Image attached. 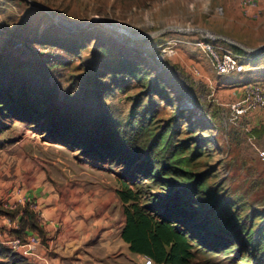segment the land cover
<instances>
[{
	"label": "rangeland",
	"instance_id": "rangeland-1",
	"mask_svg": "<svg viewBox=\"0 0 264 264\" xmlns=\"http://www.w3.org/2000/svg\"><path fill=\"white\" fill-rule=\"evenodd\" d=\"M34 1L49 7L54 15L27 0H0V54H11L16 60L0 75L6 82L15 76L17 62L31 61L32 83H40L42 72L48 71V82L56 88V102L66 104L71 101L67 91L72 86L85 88L80 78L94 63V56L101 59L102 51L92 54V43L89 52L77 57L70 52L72 46L66 45L69 52L36 43L26 47L20 39L51 40L56 36L49 31L52 28L102 34L113 57L141 63L145 72L163 81L167 96V100L158 95L148 97L146 89L132 80L124 87L122 77L115 73L104 79L112 88L96 101V112L112 128H122L120 133L127 134L124 145L137 151L143 146L150 148L158 136L170 130L168 141L189 142L190 151L182 155L189 158L184 167L203 175L207 190L214 195L236 204L232 212L237 210L243 218L255 209L264 212V159L259 152L264 146L243 116H235L233 104L224 102L218 88L211 85L209 66L199 47L192 45V40L205 38L207 31L238 35L246 0ZM58 17L76 26L65 25ZM94 19H104L118 31L103 22L86 24ZM155 32L159 33L151 37L132 36ZM168 42L177 45L172 52L163 53ZM46 57L66 65L49 69ZM211 77L216 79V73ZM136 100L140 106L134 114ZM141 114L145 122L139 124ZM133 115L137 117L132 122ZM4 123L8 125L0 129V264H142L145 256L131 252L118 240L125 217L118 194L121 181L134 180L143 189L144 200L152 194L169 199L168 193L146 175L143 158L133 163L123 162L121 157L91 158L62 141H52L40 125L33 127L16 119ZM197 141L201 142L198 153ZM147 153L148 149L143 157ZM159 206L165 207L163 202ZM262 221L263 217L255 219L256 226ZM200 222L189 219L183 223L196 227ZM194 234L196 239L202 236L198 230ZM33 238L39 240L35 255L10 247L13 241L26 244ZM244 239L241 233L237 243ZM238 258L230 246L219 252L202 248L194 249L189 264H239ZM245 262L252 264L256 258Z\"/></svg>",
	"mask_w": 264,
	"mask_h": 264
},
{
	"label": "trees",
	"instance_id": "trees-1",
	"mask_svg": "<svg viewBox=\"0 0 264 264\" xmlns=\"http://www.w3.org/2000/svg\"><path fill=\"white\" fill-rule=\"evenodd\" d=\"M49 31H54L56 35L51 40H31L24 36L20 41L26 47L36 43L59 46L67 51L70 50L67 47L72 46L74 49L70 52L77 57L89 52L94 43L92 54L102 51L101 59L94 56V63H91L90 69L85 68L80 78L85 88L72 86L67 91L71 101L66 104L56 102V88L51 87L48 82V71L42 72L43 80L34 85L31 78L34 73L29 70V66L32 67L31 61H22L21 65L17 62L14 67L15 76L10 77L7 82L0 76V129L7 127L5 120L16 119L33 127L40 125L52 141H62L91 158L108 160L121 157L123 162L129 163L143 158L146 175L168 193L169 199L152 194L144 200L143 189L137 187L134 180L121 181L118 194L125 215L121 237L129 245L131 252L151 258L157 264H189L194 257V249L219 252L230 246L236 257H240L239 264H248L245 260L249 258H256V262L252 264H264L263 210L255 209L250 216L243 218L237 210L231 211L236 204L207 190L204 176L196 175L184 167L189 158H183L182 155L190 151L189 142L177 144L171 139L168 141L169 137L166 136L171 131L167 130L164 136L160 134L155 139L150 148L143 146L137 151L124 145L127 134H121V127L112 128L96 112L94 104L102 99L105 91L112 88L104 82L111 73L122 77L120 80L124 87L129 86L132 80L146 89L148 97L158 95L167 100V96L163 94V81L158 76L149 74L148 70L145 72L142 64L132 58L113 57L112 50L104 45L102 34L84 29L75 33L58 28ZM228 45L234 53L239 55L242 52L240 48ZM13 61L16 60L11 54H0V75H4L7 68L14 65ZM45 62L49 69L66 65V62L52 57H46ZM71 81L75 83L77 79L73 78ZM85 82L93 85H86ZM75 91L78 93L74 96ZM138 101L135 102L134 114L138 113ZM136 117L137 115H133L131 121H135ZM144 118L142 115L138 123L145 122ZM200 143L196 147V153L201 149ZM147 149L148 153L143 157ZM161 202L165 207L159 206ZM260 217H263V221L256 226L255 219ZM189 219L201 222L196 227H190L183 223ZM255 227L258 229L255 230ZM197 230L202 236L196 239L194 233ZM241 233H244L245 239L238 244L237 239Z\"/></svg>",
	"mask_w": 264,
	"mask_h": 264
},
{
	"label": "crops",
	"instance_id": "crops-1",
	"mask_svg": "<svg viewBox=\"0 0 264 264\" xmlns=\"http://www.w3.org/2000/svg\"><path fill=\"white\" fill-rule=\"evenodd\" d=\"M242 16L244 19V22L242 24L243 28L238 35L231 36V38L244 44L250 49H259L264 47V0H257V6H250L246 2V4L242 5ZM198 39L199 38H196V40H192V45H195V42ZM215 43L231 49V47L228 45L230 43L223 40H215ZM199 49L202 57L209 66L208 68L210 69L209 71H207V79L210 81L211 85L218 88V93H220V96L224 100V102L234 104L236 103V101H242L246 96V85L248 83H259L264 86V50L254 52L241 49L242 52L239 55L241 57L242 63L245 64L246 69L239 73L220 75L214 69L209 56L201 48ZM213 72L216 73L217 77L216 79L212 80L211 73ZM242 118L249 123V125L255 132L254 136L256 137V139L259 138L264 146V112L260 109L251 111L244 115ZM124 225L125 217L122 222L121 228L118 230L120 233L118 236V240H122L125 244H127L121 237V232ZM108 231L109 230H107L106 232ZM108 235V233L105 234V236Z\"/></svg>",
	"mask_w": 264,
	"mask_h": 264
},
{
	"label": "built area",
	"instance_id": "built-area-1",
	"mask_svg": "<svg viewBox=\"0 0 264 264\" xmlns=\"http://www.w3.org/2000/svg\"><path fill=\"white\" fill-rule=\"evenodd\" d=\"M250 6H257V0H246ZM198 39L195 45L201 48L211 59L214 69L220 75H227L232 73H239L246 69L245 64L242 63L240 55L234 53L231 49L220 46L215 43V39L208 36ZM168 42L163 48V53L172 52L171 49L174 44ZM169 45V46H167ZM172 45V46H171ZM236 117L244 116L247 113L255 110H262L264 112V86L259 83H248L246 85V96L242 101H238L232 105ZM261 156L264 159V149H259ZM39 240L33 238L31 242L23 244L19 240L11 243V248L18 250L22 254L35 255L36 244ZM142 264H157L151 258L145 257Z\"/></svg>",
	"mask_w": 264,
	"mask_h": 264
},
{
	"label": "water",
	"instance_id": "water-1",
	"mask_svg": "<svg viewBox=\"0 0 264 264\" xmlns=\"http://www.w3.org/2000/svg\"><path fill=\"white\" fill-rule=\"evenodd\" d=\"M28 2H30V4L32 5V6H34V7H37V8H40V9H43V10H45L46 12H48V13H50V14H53L54 15V12L49 8V7H47V6H45L44 4H41V3H39V2H36V1H34V0H27ZM59 18V17H58ZM59 20L63 23V24H65V25H70V26H76V24H74V23H70V24H67V22H65L63 19H61V18H59ZM92 22H103V23H105V25L108 27V28H110L111 30H115V31H118V28L117 29H115V27L112 25H108L107 24V22L104 20V19H94V20H91V21H88L86 24H90V23H92ZM72 24V25H71ZM171 28H173V27H171ZM176 30H178V31H184V32H187V31H194V29H187V28H176V27H174ZM173 28V29H174ZM157 33H159V32H155V33H144V34H138V35H136V34H132V36L134 37V38H144V37H151V36H153V35H155V34H157ZM206 36H208V37H210V38H213V39H215V40H223V41H225V42H228V43H230V44H232L233 46H235V47H238V48H240V49H244V50H248V51H254V52H257V51H262V50H264V47H262V48H259V49H250L249 47H247V46H245L244 44H242V43H240V42H238V41H236L235 39H233V38H231V37H229V36H226V35H213V34H210V32L209 31H207L206 32Z\"/></svg>",
	"mask_w": 264,
	"mask_h": 264
},
{
	"label": "bare ground",
	"instance_id": "bare-ground-1",
	"mask_svg": "<svg viewBox=\"0 0 264 264\" xmlns=\"http://www.w3.org/2000/svg\"><path fill=\"white\" fill-rule=\"evenodd\" d=\"M72 25V24H71Z\"/></svg>",
	"mask_w": 264,
	"mask_h": 264
}]
</instances>
